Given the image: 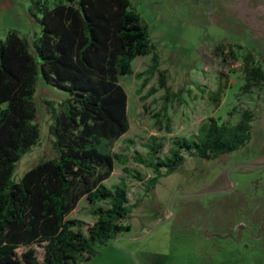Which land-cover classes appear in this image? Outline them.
Returning <instances> with one entry per match:
<instances>
[{
	"label": "trees",
	"instance_id": "16d2710c",
	"mask_svg": "<svg viewBox=\"0 0 264 264\" xmlns=\"http://www.w3.org/2000/svg\"><path fill=\"white\" fill-rule=\"evenodd\" d=\"M29 12L41 28L34 52L16 31L0 39V264H85L100 246L130 229L125 223L130 215L125 182L105 184L114 163L123 166L126 177L141 181L128 174L124 156L112 152L128 131L127 96L119 78L132 75L148 80L158 73L164 93L153 114L158 131L171 133L167 107L174 96L165 72L158 70L148 27L131 0H59L50 9L35 0ZM212 54L223 62H240V96L264 91V68L252 51L237 43H220ZM147 56L150 67L134 74L131 63ZM38 77L67 94L56 109H47L55 155L14 182L17 163L40 136L34 104ZM229 87V74L220 72L216 90L208 96L214 109ZM235 112L234 123L208 117L190 139L172 138L167 156L161 159L157 156L163 144L148 138L143 146L147 159L137 152L133 156L136 164L153 174L147 185L154 187L160 177L172 174L185 155L214 161L244 148L251 139L254 114L247 108H232L228 116ZM81 199L93 206L88 210L94 218L90 226L68 219Z\"/></svg>",
	"mask_w": 264,
	"mask_h": 264
},
{
	"label": "rangeland",
	"instance_id": "374dc122",
	"mask_svg": "<svg viewBox=\"0 0 264 264\" xmlns=\"http://www.w3.org/2000/svg\"><path fill=\"white\" fill-rule=\"evenodd\" d=\"M35 0H0V39L9 31L33 42L40 25L29 12ZM50 9L59 0H42ZM158 56V70L164 71L174 98L167 107L171 133L158 131L153 114L162 103L159 75L137 80L120 77L127 96L128 131L113 145L112 152L126 159L128 174L114 163L107 187L120 180L129 197V231L100 246L98 255L86 264H264V91L240 96V62H223L212 54L220 43H237L252 51L264 68V0H131ZM39 17V16H38ZM151 56L138 57L131 67L134 74L151 65ZM227 67L237 70L229 73ZM220 72L229 74L230 87L221 105L214 109L208 101L216 90ZM143 80L146 84L141 86ZM155 92L148 97L149 91ZM67 94L46 85L38 77L34 104L39 140L16 165L13 181L18 182L39 162L54 157L48 128L52 123L47 109L57 108ZM146 98V99H144ZM144 99V100H143ZM247 108L254 114L251 139L241 150L214 161L185 155V161L154 187L148 186L151 170L133 160L134 152L147 159L143 147L150 137L163 144L159 159L167 156L174 138L190 139L208 117L234 123L235 112ZM264 117V116H263ZM191 141V140H190ZM93 208L81 199L68 219L90 226Z\"/></svg>",
	"mask_w": 264,
	"mask_h": 264
},
{
	"label": "water",
	"instance_id": "95a60500",
	"mask_svg": "<svg viewBox=\"0 0 264 264\" xmlns=\"http://www.w3.org/2000/svg\"><path fill=\"white\" fill-rule=\"evenodd\" d=\"M264 110L262 111V114H261V121H262V124H263V126H264Z\"/></svg>",
	"mask_w": 264,
	"mask_h": 264
},
{
	"label": "crops",
	"instance_id": "0c3cea01",
	"mask_svg": "<svg viewBox=\"0 0 264 264\" xmlns=\"http://www.w3.org/2000/svg\"><path fill=\"white\" fill-rule=\"evenodd\" d=\"M107 245V242L104 244V245H102V246H106ZM99 253V252H98ZM98 253L93 257V258H91L88 262H90V261H92L97 255H98ZM87 263V262H86ZM85 263V264H86Z\"/></svg>",
	"mask_w": 264,
	"mask_h": 264
}]
</instances>
